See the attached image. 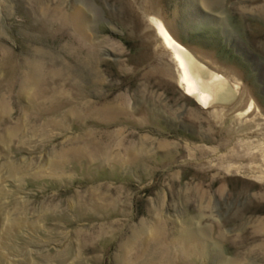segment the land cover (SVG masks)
Listing matches in <instances>:
<instances>
[{
	"label": "rangeland",
	"instance_id": "rangeland-1",
	"mask_svg": "<svg viewBox=\"0 0 264 264\" xmlns=\"http://www.w3.org/2000/svg\"><path fill=\"white\" fill-rule=\"evenodd\" d=\"M0 264H264V0H0Z\"/></svg>",
	"mask_w": 264,
	"mask_h": 264
},
{
	"label": "bare ground",
	"instance_id": "bare-ground-1",
	"mask_svg": "<svg viewBox=\"0 0 264 264\" xmlns=\"http://www.w3.org/2000/svg\"><path fill=\"white\" fill-rule=\"evenodd\" d=\"M155 28L164 46L172 51L178 62L181 72L179 82L183 85L187 94L193 96L203 106H209L214 99L222 102L229 98L230 92L221 83L222 77L220 75L208 74L203 69L204 66H200L188 51L174 40L160 22L155 23ZM201 75H205V77L202 78Z\"/></svg>",
	"mask_w": 264,
	"mask_h": 264
}]
</instances>
